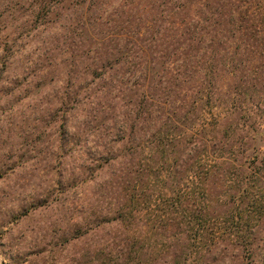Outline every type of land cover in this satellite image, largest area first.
Masks as SVG:
<instances>
[{
  "label": "rangeland",
  "instance_id": "rangeland-1",
  "mask_svg": "<svg viewBox=\"0 0 264 264\" xmlns=\"http://www.w3.org/2000/svg\"><path fill=\"white\" fill-rule=\"evenodd\" d=\"M104 4L0 0V264H264V36H225L235 62L185 123L224 156L209 183L223 234L193 245L153 217L169 184L136 144L155 121L128 69L104 64L106 44L132 40L104 32Z\"/></svg>",
  "mask_w": 264,
  "mask_h": 264
},
{
  "label": "trees",
  "instance_id": "trees-1",
  "mask_svg": "<svg viewBox=\"0 0 264 264\" xmlns=\"http://www.w3.org/2000/svg\"><path fill=\"white\" fill-rule=\"evenodd\" d=\"M115 2L116 8L107 15ZM100 18L109 36H132V40L121 37V41L103 42L104 49L117 52L105 53L104 64L110 69H128V80L134 79L141 87V105L149 107L155 121L149 139L136 144L142 151L139 154L147 155L139 168L159 172L165 186L169 184L158 203L152 201L151 207L156 206L151 210L153 217L159 216V225L175 229L178 237L185 236L193 245L204 240L216 243L223 233L213 221L209 183L216 177L217 161L224 156L216 154L220 142L204 133L206 124L189 130L185 123L195 116L204 95L208 97L206 86L218 79V68H229L235 62L233 55L226 56L225 36H264V0H105ZM254 41L264 48L263 40ZM223 47L225 52L219 54ZM184 84L195 96L191 104ZM153 156L160 159L161 164H155L158 167L149 165ZM257 171L254 175L262 173L259 167ZM251 205L262 215V205ZM238 219L249 227L242 215Z\"/></svg>",
  "mask_w": 264,
  "mask_h": 264
}]
</instances>
